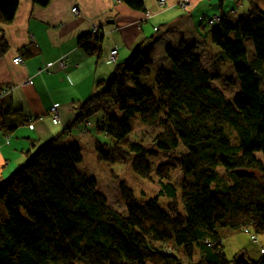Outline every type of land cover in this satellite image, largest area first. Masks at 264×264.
Wrapping results in <instances>:
<instances>
[{
	"label": "trees",
	"instance_id": "16d2710c",
	"mask_svg": "<svg viewBox=\"0 0 264 264\" xmlns=\"http://www.w3.org/2000/svg\"><path fill=\"white\" fill-rule=\"evenodd\" d=\"M49 1L32 0L41 7ZM121 1L144 10L141 0ZM18 4L0 0V24L13 21ZM214 24L210 40L235 75L226 79L238 88L232 100L212 87L219 75L206 70L194 45L167 48L168 70L139 62L141 46L116 67L105 89L80 108L85 128L81 133L89 128L83 112L95 108L106 115L105 131L114 145L96 140L97 159L113 163L130 158L133 172L143 179L151 173L147 156L157 152L139 143L123 146L131 132L129 120L137 115L143 125L154 126L164 119L155 137L157 149L169 152L182 145L186 150L181 154L179 192L170 179L174 167L160 164L155 197L139 202L124 181L119 183L126 208L121 215L97 191L96 181L76 169L82 162L78 147L46 143L34 153H24L26 161L0 180V202L7 214L0 220V264H73L76 259L87 264H182L166 247L156 246L171 241L183 249L189 264H230L219 228H248L250 239L264 237V75L259 70L264 65V11L253 0L249 14L222 12ZM102 40V35L89 33L77 39V46L98 56ZM246 40L252 43L254 60H247ZM6 50L1 38L0 56ZM23 52L33 54L30 48ZM152 73L154 87H149L145 79ZM110 106L121 113V120L109 115ZM14 115L19 111L0 101V131L14 129L5 122ZM237 169L255 175L238 177ZM161 197L168 199L165 206ZM250 264H264V249Z\"/></svg>",
	"mask_w": 264,
	"mask_h": 264
},
{
	"label": "crops",
	"instance_id": "0c3cea01",
	"mask_svg": "<svg viewBox=\"0 0 264 264\" xmlns=\"http://www.w3.org/2000/svg\"><path fill=\"white\" fill-rule=\"evenodd\" d=\"M17 1L13 21L0 24V39L7 43L0 56V93L9 90L0 101L19 111V115L5 119L7 127L14 129L0 131V180L26 161L24 153H34L49 142L61 148L76 146L81 151L88 145L94 150L97 139L91 129L81 133L85 128L80 108L104 90L116 67L139 47V62L149 61L154 68L168 70L165 50L180 44L194 45L204 67H215L212 57L216 50L210 34L216 25L209 21L228 11L237 17L247 15L253 3L165 0L161 6L159 0H141L144 10L136 11L116 0H50L44 7L32 0ZM185 2L188 8L183 11L180 5ZM259 6L264 11V6ZM111 21L114 23L109 24ZM95 28L103 38L101 51L98 56H89L78 48L77 39ZM26 48L33 52L31 56L23 52ZM17 56L22 63L13 62ZM206 70L218 75L214 68ZM53 111L58 122L52 119Z\"/></svg>",
	"mask_w": 264,
	"mask_h": 264
},
{
	"label": "rangeland",
	"instance_id": "374dc122",
	"mask_svg": "<svg viewBox=\"0 0 264 264\" xmlns=\"http://www.w3.org/2000/svg\"><path fill=\"white\" fill-rule=\"evenodd\" d=\"M258 4H262L264 6V0H258ZM225 10L227 9L225 8ZM211 45L216 50V53H214L212 57L214 61L213 66L215 67L205 68L209 70H212L213 68L216 69L212 71H216V73L219 75V78L213 81L212 87L218 88L220 91L223 92L227 99L231 100L233 96L238 92V88L231 87L226 82L227 78L231 76L235 77L233 68L231 67L230 63L222 62L218 58V55H221L220 49L214 46L213 44ZM244 45L247 53V60H254L253 47L251 41L246 40ZM224 63H226V65ZM259 70L264 75L263 64L259 65ZM145 84L149 87H154V73H152L149 78L145 79ZM108 112L110 116H115L118 120L122 119L121 113L116 109V107L110 106ZM83 115L86 117L85 122H89L91 124V126L88 128L91 129V135L94 136L98 141L104 144L106 143L109 146H113V139L108 136L105 131V113L102 111H96L94 108L90 110L89 113L83 112ZM164 122L165 120L163 119L157 125L145 126L140 122L137 115L133 116L129 120L131 132L126 137L123 146L126 147L128 144L131 143H139L143 146L146 151L157 152L156 156H147V160L150 164L151 169L150 177L148 179L140 178L133 172L131 168L130 158H127L123 161H115L113 163H104L100 162L97 159L95 151L90 150L88 145H86L87 147H85V145L84 147H81L82 151H80L82 154V162L77 165L76 169L81 174L96 181L97 191L105 197L108 202V205L121 215H126V208L120 196L119 183L121 181H124L127 186L132 189L135 198L139 202H144L152 197H155L159 192L157 169L160 164L168 163L174 167V170H172L170 173V179L172 182H174L179 192L178 184L182 178V171L180 166L181 154L185 153L186 150L182 145H180L176 150H172L169 152H163L157 149L155 137L160 132H162ZM220 174H222L223 177L227 178L226 175L222 173V171L220 172ZM167 202V198H160L161 206H165ZM180 208H182V204H180ZM19 213L27 219V216L23 210L19 209ZM5 219H7V214L3 204L0 202V220ZM218 233L220 235L222 245L224 247L226 258L230 262V264H237L236 257L241 252H244L246 256L250 259V261H258L262 256V252L264 249L263 236H257V242H254L250 239V234H246L242 230L232 231L229 228H219ZM156 246L166 247L169 251L173 253V255L179 257L182 260V264H189L187 258L183 254V249L181 247H178L173 241L167 244H156ZM73 264L87 263L83 260L76 259ZM120 264L136 263L122 261L120 262Z\"/></svg>",
	"mask_w": 264,
	"mask_h": 264
},
{
	"label": "built area",
	"instance_id": "2783aa9c",
	"mask_svg": "<svg viewBox=\"0 0 264 264\" xmlns=\"http://www.w3.org/2000/svg\"><path fill=\"white\" fill-rule=\"evenodd\" d=\"M165 0H159V4L161 5V6H164L165 4ZM188 8V5H187V3L185 2V3H182L181 5H180V9H182L183 11L184 10H186ZM72 12L75 14V12H76V8H73L72 9ZM218 21V17L217 16H215L211 21H209L210 22V24H214L215 22H217ZM115 54H116V51L114 50V51H112L111 52V56H115ZM13 62H15V63H22V59H21V57H19V56H17L14 60H13ZM61 65L62 66H64V64L63 63H61ZM9 94V90H3L2 92H1V98H3V97H5L6 95H8ZM52 119H53V121L54 122H58V116H57V114H56V112L55 111H53L52 112ZM87 126L89 127L90 126V124L88 123L87 124ZM246 232H247V230H246ZM255 238V239H254ZM251 240H253V241H257V239H256V237H254V236H251Z\"/></svg>",
	"mask_w": 264,
	"mask_h": 264
},
{
	"label": "water",
	"instance_id": "95a60500",
	"mask_svg": "<svg viewBox=\"0 0 264 264\" xmlns=\"http://www.w3.org/2000/svg\"><path fill=\"white\" fill-rule=\"evenodd\" d=\"M113 23H114L113 21L109 22V24H113ZM235 174L238 177H247V178H252L255 175L253 172H250L245 169H237L235 170ZM236 263L237 264H250V261L245 257L244 253H240L236 258Z\"/></svg>",
	"mask_w": 264,
	"mask_h": 264
},
{
	"label": "bare ground",
	"instance_id": "6f19581e",
	"mask_svg": "<svg viewBox=\"0 0 264 264\" xmlns=\"http://www.w3.org/2000/svg\"><path fill=\"white\" fill-rule=\"evenodd\" d=\"M116 1H117V2H122L121 0H116ZM93 33L99 35V33H98V29L95 28L94 31H93ZM246 230H247V232H246ZM248 230H249L248 228H246V229H242V231H243L244 233H246V234H249V231H248Z\"/></svg>",
	"mask_w": 264,
	"mask_h": 264
}]
</instances>
